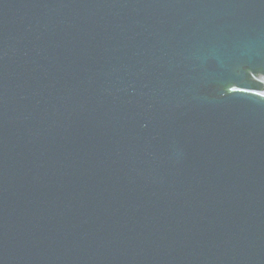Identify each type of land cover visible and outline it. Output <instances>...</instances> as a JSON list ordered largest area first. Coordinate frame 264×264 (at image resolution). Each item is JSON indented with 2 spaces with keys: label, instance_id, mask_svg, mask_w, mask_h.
<instances>
[{
  "label": "water",
  "instance_id": "water-1",
  "mask_svg": "<svg viewBox=\"0 0 264 264\" xmlns=\"http://www.w3.org/2000/svg\"><path fill=\"white\" fill-rule=\"evenodd\" d=\"M264 0H0V264H264Z\"/></svg>",
  "mask_w": 264,
  "mask_h": 264
}]
</instances>
